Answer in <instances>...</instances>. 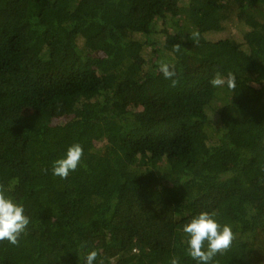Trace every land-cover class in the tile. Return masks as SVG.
Masks as SVG:
<instances>
[{"label": "trees", "instance_id": "16d2710c", "mask_svg": "<svg viewBox=\"0 0 264 264\" xmlns=\"http://www.w3.org/2000/svg\"><path fill=\"white\" fill-rule=\"evenodd\" d=\"M0 184L30 217L0 264H197L202 211L236 234L215 264H264V0H0Z\"/></svg>", "mask_w": 264, "mask_h": 264}, {"label": "clouds", "instance_id": "9594fccd", "mask_svg": "<svg viewBox=\"0 0 264 264\" xmlns=\"http://www.w3.org/2000/svg\"><path fill=\"white\" fill-rule=\"evenodd\" d=\"M191 40L198 43L199 31L190 33ZM174 51H181V43L173 45ZM159 70L164 78L171 82L172 87L179 83L175 65L161 62ZM209 84L213 88L227 87L229 90L236 88V75L232 71L227 74L217 71L210 79ZM83 147L80 143H73L67 148L66 155L53 162L52 172L54 176L67 179L71 172L77 170L83 157ZM7 190L0 184V242L8 241L12 245H18L20 238L26 234L30 224V217L25 214L23 203L6 194ZM186 234L187 254L197 261V264H215V257L227 252L236 239L233 226L229 223H221L217 219L215 211H202L193 216L184 225ZM85 245H81L84 247ZM98 250L91 249L83 257L84 264H97ZM98 264H105L101 258ZM170 264H180L179 257L173 256Z\"/></svg>", "mask_w": 264, "mask_h": 264}, {"label": "rangeland", "instance_id": "374dc122", "mask_svg": "<svg viewBox=\"0 0 264 264\" xmlns=\"http://www.w3.org/2000/svg\"><path fill=\"white\" fill-rule=\"evenodd\" d=\"M230 23H229V26H228V31L232 32L233 34H237L239 35L240 34V29L242 27H244V25H242L241 22H239L237 19H236V9H234L233 12H231V15H230ZM141 37H143V35H139ZM151 39H152V36H150ZM144 38V37H143ZM165 38V37H163ZM150 39V40H151ZM149 48L151 49V47L149 46ZM53 120L52 121H55V122H60V121H64L66 120V117L64 115L62 116H55L52 118ZM100 143H98L99 145Z\"/></svg>", "mask_w": 264, "mask_h": 264}]
</instances>
